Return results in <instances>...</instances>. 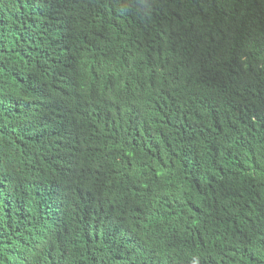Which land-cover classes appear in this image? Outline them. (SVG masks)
<instances>
[{"label":"trees","instance_id":"1","mask_svg":"<svg viewBox=\"0 0 264 264\" xmlns=\"http://www.w3.org/2000/svg\"><path fill=\"white\" fill-rule=\"evenodd\" d=\"M0 264H264V0H0Z\"/></svg>","mask_w":264,"mask_h":264},{"label":"clouds","instance_id":"2","mask_svg":"<svg viewBox=\"0 0 264 264\" xmlns=\"http://www.w3.org/2000/svg\"><path fill=\"white\" fill-rule=\"evenodd\" d=\"M114 54H115V56L117 57V59H119L120 61H122V63L124 64V66H125V68H126V72H129V71H130V65L128 64V62L125 61V60H123V59L121 58V56H120L117 52H115ZM169 59H170L169 57L164 58V59L161 61V66L159 67L158 70H161V69H163L164 67L168 66Z\"/></svg>","mask_w":264,"mask_h":264}]
</instances>
